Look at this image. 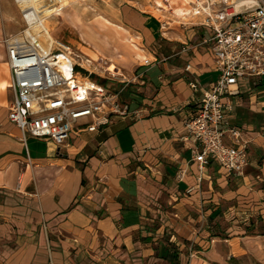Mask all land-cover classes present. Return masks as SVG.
<instances>
[{
  "label": "crops",
  "instance_id": "1",
  "mask_svg": "<svg viewBox=\"0 0 264 264\" xmlns=\"http://www.w3.org/2000/svg\"><path fill=\"white\" fill-rule=\"evenodd\" d=\"M1 16L0 81L7 83ZM190 48L151 67L138 62L147 52L132 50L120 63L137 74L122 98L142 117L79 126L60 148L37 139L48 144L34 154L8 120L9 84L0 90V264H227L264 239L256 233L264 227V78L238 83L226 125L246 144L243 174L228 178L210 164L199 183L185 119L218 73L204 47ZM188 64L201 86L195 99ZM228 213L244 225L239 237L209 238L207 221Z\"/></svg>",
  "mask_w": 264,
  "mask_h": 264
},
{
  "label": "built area",
  "instance_id": "2",
  "mask_svg": "<svg viewBox=\"0 0 264 264\" xmlns=\"http://www.w3.org/2000/svg\"><path fill=\"white\" fill-rule=\"evenodd\" d=\"M191 5L190 14L198 18L193 25L203 31L191 47H204L218 73L212 86L201 91L198 77L189 64L185 66L192 75L188 86L193 99L202 92L194 112L185 119L195 142L193 160L198 163L200 183L209 162L235 176L242 175L247 166L240 130L226 125L235 108L238 83L264 78V0H193ZM29 12L23 13L25 27L4 39L13 95L7 116L19 128L23 141L41 139L60 148L79 126L94 130L113 117H142V109L131 110L122 98L130 83L124 75L108 78L119 87L96 81L84 86L78 78L77 56L68 46L43 43L34 31L37 20ZM155 60L147 59L144 64ZM183 176L182 171L179 178Z\"/></svg>",
  "mask_w": 264,
  "mask_h": 264
},
{
  "label": "rangeland",
  "instance_id": "3",
  "mask_svg": "<svg viewBox=\"0 0 264 264\" xmlns=\"http://www.w3.org/2000/svg\"><path fill=\"white\" fill-rule=\"evenodd\" d=\"M43 3L53 4V8H58L44 20H47L55 40L60 45L70 47L77 56L76 60L81 65L77 67L78 74L89 78L91 85L92 81H96L97 83H109L108 85L115 87L107 80L111 76L114 78L120 74L133 82L135 77L132 72L137 73L128 71L120 63L123 62L125 55L128 56L132 50L139 49L147 52V57L141 56L138 62H141L143 67H151L173 52L184 50L191 53L187 47L194 45V39L203 32L199 26L193 25L198 18L192 16L190 12L185 14L186 9L189 8L183 7V0H66L65 5L58 3L57 0H44ZM190 9L192 12V5ZM0 13L3 30L1 44L4 45L6 35L18 33L25 27L24 12L17 0H0ZM3 23L6 24L7 29L4 28ZM129 41L137 49H132ZM84 59H91V62L84 65L81 63ZM147 59L156 60L146 66L144 62ZM112 63L117 73L110 71ZM8 70L6 66V75L9 79ZM213 75L216 76V74ZM6 82L9 84L10 81L6 80ZM9 91L12 93L11 88ZM126 99L131 101L129 96ZM27 144L34 154L37 150L43 151L48 143L29 138ZM210 164H216V162H209L208 165ZM226 176L228 178L238 177L227 174ZM235 217L237 216L229 213L218 220L209 217L211 219L207 223L211 228L208 230H213L212 233L209 231V238L212 236L224 238L227 234L239 237L238 232L244 229V225H237L238 219ZM215 222L219 224V228H215ZM256 231L264 235L263 226L257 228ZM246 233L250 236L255 235L249 231ZM209 241L208 245L211 246L212 240L209 239ZM211 264L216 263L211 262ZM227 264H264V239L249 243V250L246 253L230 257Z\"/></svg>",
  "mask_w": 264,
  "mask_h": 264
},
{
  "label": "bare ground",
  "instance_id": "4",
  "mask_svg": "<svg viewBox=\"0 0 264 264\" xmlns=\"http://www.w3.org/2000/svg\"><path fill=\"white\" fill-rule=\"evenodd\" d=\"M17 1H18L19 5L22 7V11H24V12L30 11L29 13L34 15V18H35L34 20H37V24L34 27V31L40 33L41 41L43 43H45V44H48V45L49 44H55V43L59 44L55 40L53 35L51 34L52 32H50V29H49L50 27H48L47 20H44V18L49 17L52 12H54V11L56 12L58 10V8L57 7L53 8V4H51V5L44 4L43 3L44 0H17ZM57 1H58V3H61L62 5L66 4V0H57ZM192 2H193V0H183V3H182L183 7H185V9L189 8V9H186L187 11L185 10L186 11L185 14H188L189 12H191L190 8H191ZM183 12H184V10H183ZM129 43H130V46H132V49L133 48L137 49V47L135 45H133L130 41H129ZM59 46H64V45H60L59 44ZM85 47H86V45H85ZM90 62H91V59H89V60L88 59H84L81 63L86 65L87 63H90ZM114 68H115V65L112 63L110 65L109 69H110V71L117 73L114 70ZM78 78H79V81L84 86H91L90 81H89L88 78L80 77V76H78ZM10 85H11V83H9V87H10ZM7 86H8L7 83H5L4 81H0V90L1 91H3V92L6 91L7 90Z\"/></svg>",
  "mask_w": 264,
  "mask_h": 264
},
{
  "label": "trees",
  "instance_id": "5",
  "mask_svg": "<svg viewBox=\"0 0 264 264\" xmlns=\"http://www.w3.org/2000/svg\"><path fill=\"white\" fill-rule=\"evenodd\" d=\"M258 235H260V234H258Z\"/></svg>",
  "mask_w": 264,
  "mask_h": 264
}]
</instances>
